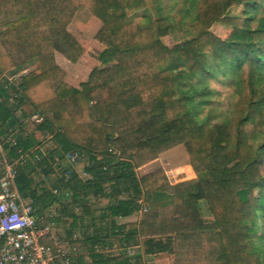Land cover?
<instances>
[{"label":"trees","instance_id":"16d2710c","mask_svg":"<svg viewBox=\"0 0 264 264\" xmlns=\"http://www.w3.org/2000/svg\"><path fill=\"white\" fill-rule=\"evenodd\" d=\"M184 3L188 21L176 23L158 0H0V76L31 68L18 87L0 85V142L10 162L25 156L16 184L38 227L61 224L73 244L82 232L88 260L81 253L69 264H146L156 252L174 264H264V0ZM85 8L102 23L107 67L75 87L57 65L56 41L83 54L69 25ZM217 23L233 30L228 39L212 31ZM178 24L194 36L169 46L163 39ZM211 80L239 87L232 111L216 104ZM177 145L195 179L174 184L162 167L137 173ZM73 152L89 178L67 162ZM141 201L142 218L120 223ZM201 201L215 229L203 227ZM41 241L60 254L50 232Z\"/></svg>","mask_w":264,"mask_h":264},{"label":"rangeland","instance_id":"374dc122","mask_svg":"<svg viewBox=\"0 0 264 264\" xmlns=\"http://www.w3.org/2000/svg\"><path fill=\"white\" fill-rule=\"evenodd\" d=\"M159 4H163L165 7L166 13L171 17L173 21L176 23H179L181 20L183 23L187 22L188 20L184 18V7L185 4L184 0H158ZM148 5L151 6L152 3L148 1ZM241 11V8H232L230 13L232 15L239 14ZM142 14L143 12H139L134 16V19L136 22H143L142 21ZM181 21V22H182ZM102 23L101 21L90 11V9L85 8L84 10L78 11L73 20L71 21L69 25L70 32L75 36V38L80 42V44L84 48V52L78 60H74L72 63H76L75 66H67L68 68V75L72 78H76V82L78 84V87L82 82L87 81L88 77L91 73V71L94 68H106L107 66L101 64L100 60V54L105 48V46L96 39V34L101 28ZM212 31L219 37L223 39H228L232 33L233 30L228 28L227 26L217 23L212 27ZM194 36V31L191 27L183 24H178L176 28L172 29L170 34L166 36L163 40L164 42L169 45L173 46L177 43L186 41L188 39H191ZM57 39V38H56ZM61 40H57L56 45L57 49L55 50V56L56 53L62 60V56L64 57L63 53V47L65 46L63 42H60ZM62 55V56H61ZM68 60H73V58H70L67 56ZM32 68H37V64H35ZM31 68L25 70L24 72L20 73L19 78H17L18 82H21L23 73L28 72ZM11 76L7 74H3L1 76ZM0 76V77H1ZM66 78V74H64V81ZM70 84V83H69ZM211 86L215 88L218 92L216 95V104L224 111H232L235 107V102L238 97V91L239 87L234 85L233 83L224 84L221 80H211ZM72 85V84H71ZM11 93L15 94V91L11 90ZM35 120V119H34ZM36 121V120H35ZM39 137H42L40 134ZM53 142H49L47 147H52ZM180 146V145H177ZM182 146V145H181ZM182 149H184V146H182ZM185 151V149H184ZM165 152V151H164ZM162 152L161 154H163ZM160 154V155H161ZM160 157V156H159ZM158 157V158H159ZM85 161V159H84ZM171 165V164H170ZM143 167V166H142ZM141 167V168H142ZM140 169V168H139ZM159 169V168H158ZM80 171V170H79ZM182 171V170H181ZM185 171V170H183ZM142 172V171H141ZM139 175L140 172H139ZM52 180V179H51ZM48 181L47 184L50 185V181ZM145 205H147L146 202H144ZM200 211H201V219H202V225L204 227L205 221L206 225L209 226V223L212 224L213 228H207V229H215L216 226L214 225L212 221V215L208 213V208L204 203L201 201L199 203ZM140 215V214H139ZM142 218V215L139 216V219ZM138 219V220H139ZM209 222V223H208ZM64 231V229H62ZM64 233V232H63ZM75 234H78V231H75ZM66 235V233H65ZM67 236V235H66ZM65 236V237H66ZM74 239V234L73 237ZM60 254L58 255L59 264H66L65 259L62 257V254L69 255L71 257H76L79 254H81V251L76 249V244H73L71 242V239L69 237H66L60 244L58 243ZM129 250V249H128ZM131 251H138V249L132 248ZM111 255H117L119 254V250L113 249L110 251ZM86 259L88 260V257L85 253ZM170 262L174 264L175 256L173 254H170L169 256Z\"/></svg>","mask_w":264,"mask_h":264},{"label":"built area","instance_id":"2783aa9c","mask_svg":"<svg viewBox=\"0 0 264 264\" xmlns=\"http://www.w3.org/2000/svg\"><path fill=\"white\" fill-rule=\"evenodd\" d=\"M19 74L11 76H1L0 85L10 88L17 86ZM15 96L17 94L15 93ZM36 121H40L39 116H34ZM35 159L40 156L36 154ZM25 159L22 156L15 162H10L3 146L0 142V264H56V256L51 247L42 244V238L50 232V227H38L37 219L34 215V206L30 199L24 198L17 187L16 177L18 174L17 163ZM67 162L77 170L76 166L83 160L78 152L69 154ZM24 161V160H23ZM65 168L61 164L60 176L67 179L70 171H62ZM78 171V170H77ZM83 179L91 175L86 171H79ZM58 192V188H54ZM142 208L138 212L140 215L148 210L147 205L142 202ZM128 250L130 254L135 251ZM65 263L69 264V255L62 254Z\"/></svg>","mask_w":264,"mask_h":264},{"label":"crops","instance_id":"0c3cea01","mask_svg":"<svg viewBox=\"0 0 264 264\" xmlns=\"http://www.w3.org/2000/svg\"><path fill=\"white\" fill-rule=\"evenodd\" d=\"M57 40H59V39H57ZM60 42H62V41H60ZM63 53L65 56L63 57L61 55L62 60L60 58V55L58 56L56 53L57 65L64 72V74H66L65 81L72 84L75 87H78V84L76 82V78H72V77H70V75L67 76V74H68L67 66H71V67L75 66L76 63H72V62L74 60L75 61L78 60V58H80V57L78 55H76L73 51H71L66 45L63 47ZM67 53L70 54L71 56H73V60L70 61V60L66 59L68 56ZM85 163H86V161L82 160L76 166L77 170L82 171ZM160 167H162L166 170L168 177L171 179L172 183H174V184L196 178L195 171H194L192 165L187 161V156L185 154L184 149H182L181 145L175 146L171 149L166 150L163 154L160 155V157L158 159H156V160L144 165L142 168L138 169L137 173L139 174V172H140V174H141L140 176H143V175L149 174V173L157 170ZM183 170H185V171H183ZM109 201L110 200L107 198L102 199L97 204V206L99 205V207H104L105 205H107L109 203ZM202 202L208 208V205L206 204V202H204V201H202ZM52 210H53L52 212L55 213V208H52ZM208 213H210V215H211L209 208H208ZM139 216H140L139 213H135V214L128 216V217H121L119 219V222L120 223H126L128 221H136L139 219ZM49 227H50V233L56 238L57 244L58 243L60 244V242H62L64 239H66L64 226H62L61 224L57 225V224L52 223L51 226H49ZM204 228L205 229L213 228V226L211 223H209V226H207L206 221H205ZM62 229H64V231H62ZM77 231H78V234H74V239L77 240V242L75 243L76 244L75 248L78 249L79 251H81V253H83V251H82L83 245L81 242V240L83 239V236L81 234L82 232L80 230H77ZM168 237H171V235H160V236H154L153 238L157 241L166 242ZM133 248L140 250L139 247H133ZM170 254L171 253H168V252H156V253L147 254L145 256V262H146V264H172L170 262V259H169ZM56 264H59V259H57Z\"/></svg>","mask_w":264,"mask_h":264}]
</instances>
